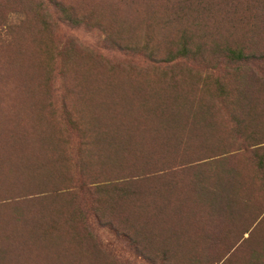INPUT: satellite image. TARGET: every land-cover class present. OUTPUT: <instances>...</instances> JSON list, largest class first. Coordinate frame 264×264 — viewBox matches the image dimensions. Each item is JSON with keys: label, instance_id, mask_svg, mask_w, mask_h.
<instances>
[{"label": "rangeland", "instance_id": "obj_1", "mask_svg": "<svg viewBox=\"0 0 264 264\" xmlns=\"http://www.w3.org/2000/svg\"><path fill=\"white\" fill-rule=\"evenodd\" d=\"M0 30V182L43 166L57 176L46 190L0 203V241L17 246L0 264H264L263 1L0 0ZM183 39L188 50L178 54ZM217 84L226 99L212 94ZM177 103L211 104L203 121L213 131L190 127V115L191 138L169 147L177 155L159 154L160 105ZM120 132L145 139L116 182ZM94 138H108L110 150ZM99 150L112 159L103 169ZM185 150L192 157L183 163L225 155L174 166ZM141 154L154 155L141 164L162 166L139 173L159 175L132 178ZM87 158L91 168L78 175ZM237 185L247 217L210 212L218 200L210 199ZM171 221L201 240L171 251L146 242Z\"/></svg>", "mask_w": 264, "mask_h": 264}, {"label": "trees", "instance_id": "obj_2", "mask_svg": "<svg viewBox=\"0 0 264 264\" xmlns=\"http://www.w3.org/2000/svg\"><path fill=\"white\" fill-rule=\"evenodd\" d=\"M264 2V0H261ZM6 26H3V29ZM21 26H13L11 28L14 29H18ZM1 30H0V34H1ZM15 40V38H14ZM14 40L12 42V39H10L11 43H14ZM0 42H3V40H0ZM188 39H183L182 44L179 48L178 54H184L185 52H187V47H188ZM4 43V42H3ZM176 52V53H177ZM227 53L229 56L231 57H236L238 59H242L243 56L240 53V50L237 51H233L232 49H228ZM170 55L172 53H169ZM212 94H214L216 97L219 98H223L226 99L227 95L225 93V89L223 85H219L217 84V86L215 87L214 91L212 92ZM187 103V102H186ZM211 108H213V106L211 104H197L195 106H193L192 104H184V103H177L174 105H160V109H159V113H160V118L163 121H159L160 123L163 124V126L160 127H156L157 130H162V132H164L163 134H159L157 133L159 136H157V141L160 144V149H159V154L163 153V151H165L166 148H169L170 146L173 148H178L183 142V139L186 140V142L191 138V133L189 131H193L192 128L197 127L201 122V124H204V126H207L209 129L208 131H213L212 128V124H210L211 122H205L203 121V119H207L210 110H212ZM187 115H189L187 117ZM190 115H192L193 120H190L191 125L190 128L188 126V124L186 123L187 120L190 119ZM252 121V120H251ZM151 131V130H149ZM155 132H158L156 130H154ZM121 133V132H120ZM143 133V131L141 132V134ZM123 134V133H121ZM141 134L139 135H131V134H123L122 136H116L118 137V141L120 143V147H121V151H119V153H124L123 155L120 154L118 158H116L114 163H117V174H119L120 177L115 178L116 182H123L126 178V175L123 174L124 172L128 171L130 169V167L128 166V163L130 161V158H133V155L136 154L134 153L135 150L134 148L139 147V144L141 145V142L144 141L145 137L141 136ZM110 138V137H108ZM108 138H106V141L108 140ZM114 138V137H113ZM249 138V136H248ZM43 139H40L38 143L42 144ZM102 141V142H101ZM105 139H96L95 142V138L94 141L92 142V144H95V146H99V145H106L108 148L110 146L109 142H106ZM147 142L144 143V145H146ZM203 144H205V146H213L211 143L208 142H202ZM39 144V146L41 145ZM259 144V143H256ZM89 146H91V143L88 144ZM46 146H48L50 148V143L46 144ZM264 146V145H263ZM38 147V146H37ZM170 147V148H171ZM169 148V150H170ZM48 149V148H47ZM110 150V148H109ZM109 150H104L101 152L96 151V153H93V156L97 157L94 158V160L97 159V161L99 162V166L100 168H104L105 165L107 164V162H112L111 157L109 156ZM220 150V149H219ZM207 151V148L204 149V152ZM171 154H175L177 155L178 150H170ZM203 152V151H201ZM224 153H220L217 155H212L209 157H205L203 159H196L194 161H186L183 163V158H190L192 157L191 153H188L186 150L184 151V153L181 155L180 157V163L178 165H174V166H190L191 164L195 165H203L207 162H211L213 161L215 158H218L220 156V158L224 157ZM88 157L92 156V152H90L89 155H87ZM147 156V157H146ZM152 156L154 155H150V154H141V157H137L136 160L138 161V167L135 168L136 172L135 173H139L141 171H145V170H151L152 168H156L154 165H159L162 166V161L157 163L155 162V164H141L142 160H146V159H150ZM218 156V157H217ZM61 157V156H60ZM64 158V159H63ZM69 154L68 155H63L62 159L65 161H70L69 159ZM214 158V159H213ZM77 160V159H76ZM84 161H87L85 163H87L85 165V167H81L79 166L80 169H78V175H83L85 171L88 170V168H91V158H87L84 159ZM64 162V161H63ZM96 162V161H95ZM174 161L172 160V163ZM260 164H262L263 161L260 160ZM127 165V166H125ZM182 165V166H181ZM93 166H96V163H93ZM113 169V167L110 166L108 169ZM173 168V167H170ZM35 169V170H34ZM33 170H31V173L28 172H22L19 176L14 177L10 180H6V181H1L0 182V203L2 201H16L18 200L21 196H25L26 192H33V191H37V189H43L46 190L48 188V186H51V184H53L54 180L57 178V176L55 174H52V172L54 173V169L53 168H47L46 167H38V168H34ZM50 169H53L52 171ZM167 169V168H166ZM114 172H116L114 170ZM114 172H112L109 175V180L108 181H112L111 177L114 175ZM161 171H155V172H151L150 174H138V175H134L132 178L137 179L139 178L140 181L143 180H147L150 179L151 177H155L156 175H159ZM133 173V174H135ZM159 173V174H157ZM88 175H84L86 176V178L90 177ZM56 176V177H55ZM104 175H102L103 177ZM101 177V178H102ZM68 181V179H66ZM71 180V179H69ZM8 181V183H7ZM65 181V180H64ZM103 180L104 183H109L112 184L111 182H108ZM34 184V185H33ZM138 187H136L138 190H142V184H136ZM218 186V185H217ZM90 187V186H88ZM91 188V187H90ZM54 189V188H52ZM219 189V188H218ZM210 190H212L213 192L216 190L215 186H213L212 188H210ZM20 192L19 195L21 196H16V198L13 196L14 193ZM100 192V191H99ZM124 191L121 190V193H123ZM126 193V192H125ZM228 193V199L226 200L225 198V194ZM238 185L236 187V190H230V191H221V196L218 198H211V201L214 202L210 204H206L208 206H210L211 208H213L212 210H210V212L214 213V212H220L221 214L223 213L225 216L223 217H232V218H236V217H247L246 214L248 215V213H245L244 211H241V209H237V205L238 203ZM137 195V194H136ZM139 196V195H138ZM137 197V196H136ZM134 199V201L136 202L137 199ZM236 198V199H235ZM210 200H207L206 202L208 203ZM226 200V201H225ZM224 201V202H223ZM240 203L244 204L245 200H239ZM220 206V209H219ZM160 210V208H159ZM115 212V213H112ZM117 213H120L119 218L120 220H125V222L128 220L126 217H123L121 215V212H118V209H115V211H111V214H115L117 215ZM245 214V215H244ZM250 214V213H249ZM98 216H94V218H96ZM231 218V219H232ZM161 221H157L156 223H151L152 225H157L160 224ZM188 224V223H187ZM103 225V223H102ZM186 225V224H185ZM184 223L181 222H177V221H171V224L168 225L169 227V231H165V232H161L159 229H155L156 231H154L151 236H149L147 238L148 241L146 242H154L155 246L159 249L162 250H176V249H188L192 248V246H195L196 243H198L200 240L196 237H194L195 235V231H190L189 229L186 230V228H184ZM189 225V224H188ZM187 225V227H188ZM228 225V224H227ZM120 225H117V227ZM154 226V227H155ZM41 241H43V238H47V235H40L39 236ZM54 236H52L50 241H53ZM139 242H145L144 237L140 236L139 238ZM163 244V245H162ZM190 247H188V246ZM17 246L14 247H10V245L6 242H4L3 240L0 241V256H5V252L9 249H15ZM135 249H137V246L134 247ZM169 253V252H168ZM27 263V262H26ZM25 263V264H26ZM186 263V262H184ZM9 264H24V263H20V261H15L14 263H9ZM29 264V263H27ZM31 264V263H30ZM53 264H61L55 261V263Z\"/></svg>", "mask_w": 264, "mask_h": 264}]
</instances>
